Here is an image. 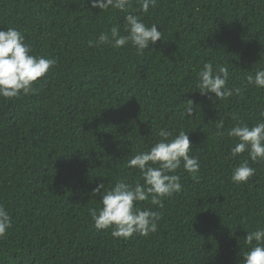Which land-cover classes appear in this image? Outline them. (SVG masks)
I'll use <instances>...</instances> for the list:
<instances>
[{"label": "trees", "instance_id": "trees-1", "mask_svg": "<svg viewBox=\"0 0 264 264\" xmlns=\"http://www.w3.org/2000/svg\"><path fill=\"white\" fill-rule=\"evenodd\" d=\"M134 7L161 32L143 54L131 44L89 46L113 25L126 34L118 10L88 0H0V30L16 28L30 54L57 61L34 94L0 97V205L12 218L0 264H242L247 232L264 227V161H249L256 174L246 183L232 182L247 153L230 157L227 136L237 123L262 119L264 88L245 76L264 68V0ZM206 62L228 66L227 86L241 93L201 95L195 83ZM161 129L188 132L199 171L177 169L182 189L163 208L140 202L161 213L155 233L125 240L97 230L88 214L100 207L93 189L139 180L127 161L160 140Z\"/></svg>", "mask_w": 264, "mask_h": 264}, {"label": "clouds", "instance_id": "clouds-1", "mask_svg": "<svg viewBox=\"0 0 264 264\" xmlns=\"http://www.w3.org/2000/svg\"><path fill=\"white\" fill-rule=\"evenodd\" d=\"M88 3L100 11L115 9L125 13L123 31L126 33L121 34L120 28L113 25L108 31L101 32L94 42L89 41L90 47L95 44L122 48L131 44L138 54H143L150 45L161 40L158 25L152 24L149 27L139 15L133 14L136 11L134 0H88ZM135 3L141 13H147L150 7L156 6L157 0H135ZM31 52L32 49L25 42L21 31L13 27L0 30V97L10 100L34 94L37 91L34 85L38 79L45 77L57 63L55 58L35 56ZM245 79L249 85L264 88V68L247 73ZM228 80V66L214 68L211 62H206L197 74L195 87L201 95L211 93L219 101L225 100L242 91L240 88L228 87ZM184 114L192 115V106L186 108ZM259 115L262 119L251 127L237 123L227 129V136L234 141L229 149L230 157L236 158L247 153V159H243L232 169L230 179L236 184L246 183L256 174V169L249 166V161H264V110ZM215 127L216 135L223 136L221 129L224 128V121H216ZM187 133L181 131L173 137L170 131L161 129L158 133L160 140L127 161L129 168L139 170V180L134 183L118 180L107 190L101 183L93 189L92 194L100 196V207L89 208L88 214L97 230L111 228L113 238L125 240L134 234L146 237L157 231L161 213L151 208L142 210L139 204L149 201L151 205L163 208V199L182 189L180 176L175 174L177 169L182 168L189 174L199 171L198 158L189 154L192 146ZM11 226V216L0 205V238L6 236ZM244 242L251 247L242 253V264H264V227L248 231Z\"/></svg>", "mask_w": 264, "mask_h": 264}]
</instances>
